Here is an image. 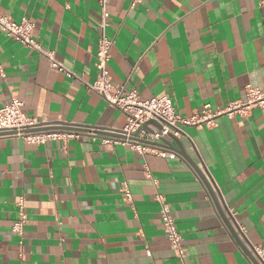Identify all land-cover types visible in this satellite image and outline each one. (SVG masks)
<instances>
[{
	"label": "crops",
	"instance_id": "1",
	"mask_svg": "<svg viewBox=\"0 0 264 264\" xmlns=\"http://www.w3.org/2000/svg\"><path fill=\"white\" fill-rule=\"evenodd\" d=\"M131 2L108 6L114 83L143 98L170 95L182 116L245 100L248 84L264 90V0ZM101 10L100 0H0V13L34 21L42 48L76 74L57 71L45 54L0 29V107L18 96L29 116L48 124L123 128L127 114L86 85L97 77ZM186 132V151L230 222L248 243L264 245V106ZM157 192L184 235L187 264H254L185 157L104 145L86 131L46 143L0 131V264H179ZM21 196L23 256L12 230Z\"/></svg>",
	"mask_w": 264,
	"mask_h": 264
},
{
	"label": "built area",
	"instance_id": "2",
	"mask_svg": "<svg viewBox=\"0 0 264 264\" xmlns=\"http://www.w3.org/2000/svg\"><path fill=\"white\" fill-rule=\"evenodd\" d=\"M141 0H132L135 6ZM110 0H100L101 19L99 22V41L97 50V77L93 82H87V87L104 97L110 105L123 110L128 118L126 125L121 128L84 126L82 130L77 128L63 127V123H51L40 121L36 117L29 116L24 111V101L18 96L0 107V131L12 132L23 138L28 143H46L51 139L68 141L78 138L86 131L94 140L100 139L104 145L125 144L144 155L153 154L160 157L175 158L178 152L174 150L170 142L173 137L182 138L187 136L186 128L189 126H214L217 117L227 114L234 117L236 114L248 115L256 106H264V90L248 84L246 87V99L230 102L222 109H212L211 105L203 108L190 116H182L177 112L174 99L170 95L161 97L143 98L140 93L130 88L126 83L116 84L113 82L109 70L111 49L114 40L109 37L107 30L110 26ZM0 29L15 40L30 46L45 54L51 66L68 76L76 74L62 61L56 58L54 51H46L35 34L36 23L28 17L16 20L12 16L0 13ZM50 126V127H45ZM71 126V123H68ZM170 141V142H167ZM124 199L133 202V194L127 182L123 183ZM155 199L161 205V218L164 232L169 240L170 247L179 260V264L186 262V246L183 233L179 230L177 220L172 213V208L165 194L157 192ZM17 205L19 208L18 219L13 224L12 230L20 237V255H24V234L28 221L25 198L21 196ZM240 237H246L240 225H235ZM238 226V227H237ZM247 243V242H246ZM259 264H264V245L247 243ZM151 255V251H147Z\"/></svg>",
	"mask_w": 264,
	"mask_h": 264
},
{
	"label": "water",
	"instance_id": "3",
	"mask_svg": "<svg viewBox=\"0 0 264 264\" xmlns=\"http://www.w3.org/2000/svg\"><path fill=\"white\" fill-rule=\"evenodd\" d=\"M63 124H65V126H63V127H66V128H76V127H73L72 125H71V127H69L68 126V123H63ZM173 140H174V143L173 142H170L168 140H167V142H170L172 148L178 152V155H181V156L185 157L190 162V164L194 167V169L197 171V173L199 175H201L202 179L205 181L207 187L209 188V190L213 194V197H214V199L216 201V198L214 196V193H213L212 187H211V185L209 183V180L204 175V173L202 172V170L200 169V167L197 165V163L195 162V160L188 154V152L186 151V148H185L182 140L180 138H176V137H173ZM216 203H217V206H218V209H219V212H220L221 217L223 218V220L225 221V223L227 224V226L231 230V232L234 235L235 239L238 241V243L241 245V247L245 250V252L247 253V255L252 259V261L254 262V264H259V262L256 260V258L252 254V252L247 247V245H245V242L248 243V239L245 237L244 238L245 240H243L240 237V235L237 232L235 226L230 222V219L227 217L225 211L218 204V201H216ZM235 225H237V224H235Z\"/></svg>",
	"mask_w": 264,
	"mask_h": 264
}]
</instances>
